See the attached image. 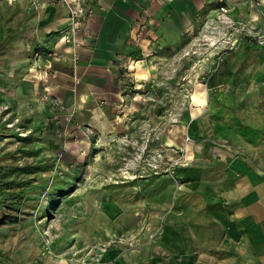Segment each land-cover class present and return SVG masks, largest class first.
I'll return each instance as SVG.
<instances>
[{
    "label": "rangeland",
    "instance_id": "374dc122",
    "mask_svg": "<svg viewBox=\"0 0 264 264\" xmlns=\"http://www.w3.org/2000/svg\"><path fill=\"white\" fill-rule=\"evenodd\" d=\"M244 10L218 4L137 57L143 78L125 76L123 100L90 127L68 111L57 78L74 51L68 62L46 34L35 46V12L0 0V264H201L202 245L172 254L181 225L204 234L190 226L212 208L190 171L244 161L264 172V9L248 10L260 26ZM68 23L61 31H78ZM26 62L40 64L41 80L22 81Z\"/></svg>",
    "mask_w": 264,
    "mask_h": 264
},
{
    "label": "crops",
    "instance_id": "0c3cea01",
    "mask_svg": "<svg viewBox=\"0 0 264 264\" xmlns=\"http://www.w3.org/2000/svg\"><path fill=\"white\" fill-rule=\"evenodd\" d=\"M229 11L245 9L243 17L247 23L258 20L251 16L249 7L253 0H223ZM8 4L20 7V14L35 12L37 27L31 31L37 36L36 45L46 34V44L58 49L66 60L74 51L77 62L58 63L57 78L70 111L79 123L94 127L102 120H108L112 100H123L121 87L125 76L131 73L143 78L144 69L138 62L146 58L145 51L154 49L171 36H182L193 26L195 20L207 17L219 3L216 0H6ZM83 5L84 28L78 31H63L67 41L59 40V31L69 26L72 3ZM220 5V4H219ZM264 9V8H263ZM253 10V9H252ZM251 10V11H252ZM242 14V13H241ZM248 26V25H246ZM86 28V29H85ZM154 32L155 36L151 37ZM263 32V29H262ZM53 35H58L56 38ZM52 37V38H50ZM154 37H159L157 40ZM171 41V40H169ZM41 44H44L42 41ZM45 45V44H44ZM43 46V45H42ZM46 46V45H45ZM264 48V43H261ZM135 60L133 71L130 61ZM138 59V60H137ZM66 61V62H67ZM29 71V78L41 80L40 64L24 63L19 66ZM75 81V82H74ZM123 89V88H122ZM190 171L195 177V193L210 212L204 219L197 218L190 227H202V235L189 226L181 225L177 236L179 250L174 257L185 259L192 254L193 244L202 245L195 250V258L201 264H264V172L252 168L244 161H235L230 168L216 165L213 169L205 164ZM200 204V203H199ZM209 207V206H208ZM202 223L203 225H200ZM215 228H222L218 236ZM238 232L240 235H232ZM218 230V229H217ZM238 230V231H237ZM194 232V233H193ZM222 232V236L220 233ZM204 244L206 246H204ZM217 245L215 249V246ZM212 247L211 252L208 251ZM217 253V254H216Z\"/></svg>",
    "mask_w": 264,
    "mask_h": 264
},
{
    "label": "built area",
    "instance_id": "2783aa9c",
    "mask_svg": "<svg viewBox=\"0 0 264 264\" xmlns=\"http://www.w3.org/2000/svg\"><path fill=\"white\" fill-rule=\"evenodd\" d=\"M219 4H220V10L222 11V12H227V10L230 8L229 7V5L226 3V2H224L223 0H216ZM75 4L74 3H72V5L71 6H74ZM253 5H255L256 7H259V8H261V9H263L264 8V0H253ZM82 9H80L79 11L81 12L79 15L75 12V11H71V9H70V17H69V21L70 20H72V19H74V18H76V26H77V24H79V26H77V29L78 30H80V29H83L84 28V24H85V16H84V14L82 13L83 11H81ZM262 16H263V18H264V13H262ZM69 25H70V23H69ZM86 29V28H85ZM64 31V30H63ZM63 31H59V33L61 34V33H63ZM72 32H73V30H72ZM75 32V31H74ZM69 39V36H66L65 34H63V35H61L60 37H59V40H62V41H67ZM261 42L262 43H264V31H263V35H262V37H261ZM35 55L37 56V57H39L40 58V56L38 55V53H35ZM55 55V54H54ZM53 55V56H54ZM56 57H53V59L54 60H58L59 59V57H61V55H55ZM76 59V58H75ZM35 63V62H34ZM33 63V64H34Z\"/></svg>",
    "mask_w": 264,
    "mask_h": 264
},
{
    "label": "bare ground",
    "instance_id": "6f19581e",
    "mask_svg": "<svg viewBox=\"0 0 264 264\" xmlns=\"http://www.w3.org/2000/svg\"><path fill=\"white\" fill-rule=\"evenodd\" d=\"M72 21V20H71ZM38 62H35L34 64H37ZM139 66L143 64V60L138 62Z\"/></svg>",
    "mask_w": 264,
    "mask_h": 264
}]
</instances>
